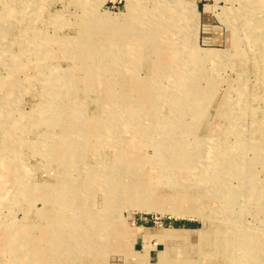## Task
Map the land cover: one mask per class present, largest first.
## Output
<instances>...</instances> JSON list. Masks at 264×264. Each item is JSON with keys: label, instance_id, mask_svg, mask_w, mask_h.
<instances>
[{"label": "rangeland", "instance_id": "1", "mask_svg": "<svg viewBox=\"0 0 264 264\" xmlns=\"http://www.w3.org/2000/svg\"><path fill=\"white\" fill-rule=\"evenodd\" d=\"M0 264H264V0H0Z\"/></svg>", "mask_w": 264, "mask_h": 264}, {"label": "bare ground", "instance_id": "2", "mask_svg": "<svg viewBox=\"0 0 264 264\" xmlns=\"http://www.w3.org/2000/svg\"><path fill=\"white\" fill-rule=\"evenodd\" d=\"M170 4V3H169ZM131 16V15H130ZM133 18V17H132ZM140 21V20H139ZM257 22V21H256ZM5 23V22H4ZM132 23V22H131ZM141 24V23H140ZM132 25V24H131ZM258 25V24H257ZM6 26V25H5ZM130 26V25H129ZM133 26V25H132ZM139 26V25H138ZM259 27V26H258ZM136 29V28H135ZM85 30V29H84ZM85 31H87V30H85ZM132 31V30H131ZM90 32V31H89ZM134 33V32H133ZM140 33H141V31H140ZM137 36V35H136ZM160 44V43H159ZM66 47V46H65ZM152 50V49H151ZM148 51V50H147ZM88 53V52H87ZM86 53V54H87ZM149 53V52H148ZM151 53V52H150ZM149 55V54H148ZM74 56V55H73ZM49 57V56H48ZM86 57V56H85ZM74 58V57H73ZM79 60V59H78ZM81 93V92H80ZM62 98V97H61ZM52 107V106H51ZM75 185V184H74ZM71 189V188H70ZM72 192V191H71ZM66 203V202H65ZM90 216V215H89ZM91 221V220H90ZM79 229V228H78ZM90 231V230H89ZM18 233V232H17ZM87 233V232H86ZM79 234V233H78ZM94 234V233H93ZM66 235V234H65ZM89 235H91V234H89ZM95 235V234H94ZM215 235V234H214ZM222 235V234H221ZM68 237V236H67ZM77 237V236H76ZM76 239H78V238H76ZM221 239V238H220ZM224 239V238H223ZM71 241V240H70ZM68 242V241H67Z\"/></svg>", "mask_w": 264, "mask_h": 264}]
</instances>
